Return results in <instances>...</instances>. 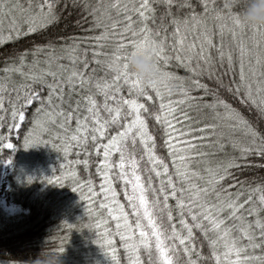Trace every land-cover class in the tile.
I'll return each instance as SVG.
<instances>
[{
  "label": "snow or ice",
  "instance_id": "snow-or-ice-1",
  "mask_svg": "<svg viewBox=\"0 0 264 264\" xmlns=\"http://www.w3.org/2000/svg\"><path fill=\"white\" fill-rule=\"evenodd\" d=\"M177 0H166L171 6ZM204 11L198 13L193 10L184 17H173L174 43H170L158 32L148 26L149 13L155 11L149 0H105L92 9L93 20L96 27L103 29L94 39L99 43L110 37L116 41L111 52H99L93 49V60L103 64L111 71L110 76L86 75L83 70L72 67L61 81L56 80L57 73L50 65L60 59L57 55H50L45 60L49 67L40 71L33 70V66L39 65L35 58L36 52L43 47L51 48L52 45L37 46L33 51V61L26 60V53L20 54L19 63L11 68H5V73L19 72L21 76L31 81V84H22L16 89V101L21 102L18 109L12 102V117L24 120L22 110L24 105L31 104L36 99L33 87L39 84H47L48 95L39 101L38 113L43 112L48 119L53 120L54 115L63 117L60 127L69 133L59 137L61 145L67 154L72 146L82 148L89 140L96 150H103V158L98 160L96 170L103 179L100 181L101 192L107 200V210L113 219L117 221L115 232L119 234L123 242V248L127 252L128 264H144L141 253L147 254L151 264H179L175 253L183 251L187 257V264H198L199 253L193 259L195 245L192 243L194 229H199L204 235L211 249V258L215 264H252L256 259L247 255L250 249L264 247V182L249 184L237 182L236 190L232 184H225V178L231 177V169L236 166V161L249 155L264 157V133L260 132L250 123L239 110L234 108L224 99L217 98L212 107L220 106L223 109L222 116L230 123L232 129H239L243 135L240 138L233 137L231 143L238 149L239 156L208 163L203 169L192 166L193 158L204 156L197 151V139L203 137L193 136L196 131L190 124L183 128L175 127L178 123L175 113L179 111L178 105L191 99L190 89L183 83V78L175 73L165 70L162 65H167L170 60L182 64L194 75L211 74L215 63L211 50L216 49V55L220 61L227 60L231 69L233 66L232 51L226 50L223 35L230 33L233 41H237L239 59V79L230 82L228 91L241 98L242 103L254 106L259 115L264 117V28L245 27L241 25L236 12L230 11L225 17L222 12H215L213 20L215 29L208 24L209 0H201ZM180 7L191 6L190 0H179ZM19 9L26 14L27 31L33 32L37 27L44 26L56 19L54 0H28V7L24 9L17 3H9L8 0H0V12H9ZM121 16L126 23L115 31L118 21L112 19V13ZM139 27H135L136 20ZM109 27L113 29L109 33ZM21 29L16 26L15 18L7 34L0 30V41L11 40L13 34L19 35ZM127 34V35H125ZM189 34L194 39H188ZM221 37L220 43L214 42V37ZM247 41H250V44ZM151 46L158 68L165 82L180 81V96L176 99L167 98L171 95L164 88L152 83L145 84L137 74L130 69L128 63L129 52L139 48ZM78 47V46H77ZM77 47H69L70 60L75 61ZM171 49V51L169 50ZM103 56L105 59H98ZM247 63V71L245 64ZM27 65L28 71L24 68ZM63 69L62 64L57 65ZM88 65L85 63L84 68ZM95 72V69H93ZM53 77L51 81L48 76ZM195 87L207 88L200 79L191 80ZM127 85V97L121 93V86ZM67 86L69 93L77 92L79 98L70 109L62 105L64 101V88ZM152 89L159 98L158 111L152 113L154 119L162 126L163 143L170 158L169 162L155 151V137L149 131L142 110L145 105L138 99L148 95L147 89ZM7 89V79L0 81V110L4 108L3 92ZM81 91L83 94L81 95ZM97 96L102 99L98 100ZM53 97L56 98L57 111L52 113ZM152 99L151 96H148ZM82 102V103H81ZM185 120L190 118L183 112L180 113ZM218 117L221 113L216 114ZM75 119L74 127L65 124ZM36 125L43 127V122L35 120ZM18 127V125H16ZM218 125L203 124L198 131L206 132L208 137L217 133L214 131ZM110 129H115L110 130ZM212 130V131H208ZM219 135H223L220 133ZM139 140L143 148V154L138 159L133 153L128 152V143L135 144ZM49 143L41 135L31 129L26 133L23 147ZM14 145L8 142L7 148ZM113 153L118 154V159L113 160ZM147 158L149 167L144 171L154 174L158 178L157 186L153 185L152 176L147 180L142 178L140 161ZM10 162V161H5ZM87 163V161H85ZM118 169L117 176L125 182L124 195L128 207L135 217L130 222L129 212L117 199V192L112 187V174L109 170ZM76 173H63L64 177H75ZM31 179V177H29ZM50 182L61 183V178L52 176ZM81 183H84L81 181ZM91 184V181L88 182ZM179 185V186H178ZM89 192L95 195L92 188ZM87 200L88 197L84 196ZM170 199L175 203L170 204ZM89 203L91 201L89 200ZM173 211L179 217V228L173 222ZM168 221L165 226L164 219ZM101 245H109L104 248L106 253L112 254L115 261V249L111 244V236L105 229V239L98 240ZM179 246V247H177ZM63 251V249H60ZM260 259L264 260V257Z\"/></svg>",
  "mask_w": 264,
  "mask_h": 264
},
{
  "label": "trees",
  "instance_id": "trees-1",
  "mask_svg": "<svg viewBox=\"0 0 264 264\" xmlns=\"http://www.w3.org/2000/svg\"><path fill=\"white\" fill-rule=\"evenodd\" d=\"M9 3H17L24 9L28 7V0H8ZM105 0H54L56 19L44 26L37 27L35 31H27L26 14L19 9L9 12H0V30L8 33L11 23L15 18L16 26L21 29L19 35L13 34L11 40L0 41V81L7 79V89L2 93L4 96V108L0 110V181L4 176L3 168L9 163L8 171L5 175L6 185L9 197L12 202L21 205L25 210L18 213H9L0 203V260L10 261L11 264H18L19 261L36 258L43 247L62 252L61 258L63 264H128V256L123 248V242L118 233L115 232L117 221L112 218L107 210V200L101 192L100 181L103 179L96 170L98 160L103 158V150H96L91 140L82 148L72 149L65 154L63 147H53L52 145H61L59 137L67 136L59 125L63 117L54 115L53 120H49L43 112L38 113L40 107L39 101L48 95L47 84H39L33 87L36 93V99L31 104L24 105V120L12 117V102L16 107H21V102L16 101L17 91L22 84L32 82L21 76L19 72L12 71L5 73V68H11L19 63L20 54L26 53V60L33 61V51L39 46L52 45L51 48L43 47L36 52L35 58L39 65L33 66V70L40 71L42 68L49 67L45 60L50 55H57L59 60L54 61L50 67L57 73L56 80L61 81L67 75V71L72 67L80 68L86 75L110 76L111 71L103 64L96 63L93 60V49L99 52L113 51L116 41L111 37L107 40L97 42L94 37L103 29L94 24L92 9L98 4H103ZM154 12L149 13L147 21L148 26L153 32H158L170 43H174L173 37L174 24L173 17H184L193 10L203 13L204 8L201 0H190L191 6L180 7L179 0L169 6L166 0H149ZM210 8L208 12V24L213 31L215 21L213 15L219 11L228 16L229 12H235L237 9L229 10L225 7V0H209ZM239 7V6H238ZM112 19L118 21V27L115 31L119 32L126 21L112 13ZM135 27H139V21L135 16ZM113 29L109 27V33ZM127 35V34H125ZM188 39H194L189 34ZM223 42L226 50H231L233 54V66L230 69L227 60L220 61L216 55V49L211 50L214 58L213 71L211 74L205 72L203 75H194L188 71L182 64L170 60L167 65H162L165 70L175 73L183 78V83L190 89L189 95L193 98L190 101L178 105L179 111L175 113L178 123L175 127L183 128L190 124L193 129V136L203 139H197V151L204 153V156L193 158L192 166L203 169L208 163L222 162L229 157L239 156L238 149L234 148L231 140L233 137L240 138L243 133L239 129H232L227 125L230 123L222 116L223 109L220 106L212 107L214 101L224 99L252 123L260 132L264 133V117L260 116L257 109L248 104L242 103L241 98L233 92L228 91L227 86L230 82L239 79V59L237 50V41H233L230 33L223 35ZM221 37H214L215 43H220ZM250 44V41H247ZM78 46V47H77ZM69 47H77L75 61L70 60L72 55L68 52ZM171 51V49H169ZM98 59L104 60L103 56ZM88 67L84 68V64ZM62 64L63 69L57 65ZM95 69V72H93ZM28 71L27 65L24 68ZM247 71V63L245 64ZM49 81L53 79L50 75ZM200 79L208 87L200 88L191 84V80ZM174 90L167 98L176 100L180 96V81L172 80ZM64 101L62 105L65 109H70L79 98L77 92L69 93L67 86L64 88ZM148 95L138 97L139 101L145 105L142 115L145 116L149 131L155 137V151L169 162L170 172L171 163L167 155V149L163 143L162 126L154 119L152 113L158 111L159 98L155 96L152 89H147ZM121 93L127 97V85L121 86ZM81 95L83 92L81 91ZM151 96L152 99H149ZM97 99H102L97 96ZM82 103V102H81ZM56 98L53 97L52 113L55 114ZM185 113L190 119L185 120L180 113ZM221 113V116H217ZM35 120L43 122V127L36 125ZM217 124L214 131L217 133L208 137L206 132H200L198 129L203 124ZM71 124L75 125V119L65 124V128ZM18 125V127L16 126ZM31 129L34 133L41 135L49 143L39 144L28 148L23 147L26 133ZM115 130V129H110ZM212 131V130H208ZM223 133V135H219ZM8 142L14 147L7 148ZM128 152L133 153L139 159L143 154V148L139 140L135 144L128 143ZM118 159V154L113 153V160ZM87 161V163H85ZM142 178L147 180L152 176L153 185L157 186L158 178L147 171L149 167L147 158L140 161ZM75 172V177H64L63 173ZM112 174V187L117 192V199L125 206V211L129 212L130 222H134L135 217L128 207L127 199L124 195L125 182L117 176L118 169L109 170ZM231 177L225 178V184H232L233 191L236 190L237 182H247L255 184L264 182V157L249 155L236 161V166L231 170ZM52 176L61 178V183L50 182ZM31 177V179H29ZM83 181L84 183H81ZM91 181V184L88 182ZM179 186V185H178ZM92 188L95 195L89 192ZM87 196L88 199H83ZM89 200L91 203H89ZM170 204H174V199H170ZM173 222L179 228V217L173 211ZM165 226L168 221L164 219ZM105 229L111 236L110 246L115 249L116 260L112 259L111 253H106L104 248L109 245H101L98 240L105 239ZM192 243L195 245L193 259H196V253H199L198 264H215L211 258V249L207 240L199 229H194V238ZM179 247V246H177ZM63 249V251H60ZM247 255L256 257L252 264H264V247L250 249ZM179 264H187V257L183 251L175 253ZM144 264H151L148 261L147 254L141 253ZM156 264H159L157 261Z\"/></svg>",
  "mask_w": 264,
  "mask_h": 264
},
{
  "label": "clouds",
  "instance_id": "clouds-1",
  "mask_svg": "<svg viewBox=\"0 0 264 264\" xmlns=\"http://www.w3.org/2000/svg\"><path fill=\"white\" fill-rule=\"evenodd\" d=\"M239 6V7H238ZM225 7L229 10L237 9L241 25L245 27L264 28V0H225ZM128 63L138 78L145 84H156L167 92L174 90L172 81L165 82L154 56L151 46L139 48L129 52ZM18 205H10L9 211L18 210ZM62 252L54 249L42 248L39 255L34 259L22 260L18 264H63ZM0 264H11L10 261L0 260Z\"/></svg>",
  "mask_w": 264,
  "mask_h": 264
},
{
  "label": "rangeland",
  "instance_id": "rangeland-1",
  "mask_svg": "<svg viewBox=\"0 0 264 264\" xmlns=\"http://www.w3.org/2000/svg\"><path fill=\"white\" fill-rule=\"evenodd\" d=\"M8 167H9V163H6L4 165V168H3L4 176H3V178L0 181V203L2 205V201H3V203H5V205L9 208L10 205L6 204V201H5V195L6 194H7L8 198H9V200L11 201V199L9 197L8 188H7V185H6V179H5V175H6L7 171H8ZM12 203H14V202H12ZM14 204H16V203H14ZM16 205L19 206L18 210H16V211H9L8 209H5V207L3 205H2V207L6 211H8L9 213H18V212H21V211L25 210L21 205H19V204H16Z\"/></svg>",
  "mask_w": 264,
  "mask_h": 264
},
{
  "label": "bare ground",
  "instance_id": "bare-ground-1",
  "mask_svg": "<svg viewBox=\"0 0 264 264\" xmlns=\"http://www.w3.org/2000/svg\"><path fill=\"white\" fill-rule=\"evenodd\" d=\"M5 201H6V204H8V205H13V204H14V203H12V202L9 200L7 194L5 195ZM2 205L5 207V209H8V207L5 205V203H3V201H2ZM15 205H16V204H15Z\"/></svg>",
  "mask_w": 264,
  "mask_h": 264
}]
</instances>
